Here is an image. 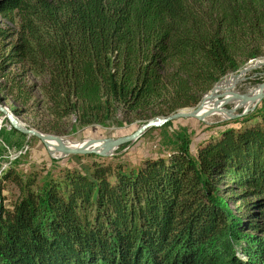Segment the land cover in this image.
Masks as SVG:
<instances>
[{"label":"trees","instance_id":"obj_1","mask_svg":"<svg viewBox=\"0 0 264 264\" xmlns=\"http://www.w3.org/2000/svg\"><path fill=\"white\" fill-rule=\"evenodd\" d=\"M0 15L16 26H0V93L45 135L194 108L264 55V0H0ZM233 124L137 169L7 171L0 264H264V108Z\"/></svg>","mask_w":264,"mask_h":264},{"label":"rangeland","instance_id":"obj_2","mask_svg":"<svg viewBox=\"0 0 264 264\" xmlns=\"http://www.w3.org/2000/svg\"><path fill=\"white\" fill-rule=\"evenodd\" d=\"M0 26L3 28H16L8 18L2 15H0ZM258 61L257 63L249 61L243 64L240 71L228 75L206 96L211 95L219 85L232 78H236V76H239V82L231 92L245 95L257 91L259 86L264 84V55L259 58ZM2 83L3 80L0 79V84ZM200 104L194 108H185L174 114H170L167 99L166 101L157 103L153 108H150L142 114H135L127 118L121 127L111 124L80 128L76 126L73 120L71 123L67 124L62 134L51 135L62 139L65 144L67 143L68 145L83 144L90 140L103 141L107 139H119L132 135L140 127L149 122L165 120L177 113H191L196 110ZM237 104L238 103L229 105L226 108L232 109ZM0 106L6 108L11 113H13V108H20L23 112H26L27 109L30 111H35L36 109L33 107L31 110V105L22 107L21 104L15 102L9 95L2 93H0ZM262 108H264V100L245 116L257 113V110ZM243 111H245V108L237 111L236 115L242 114ZM0 116L3 115L0 114ZM16 117L24 127L39 132L37 129L33 128L37 121L33 115L25 113V115ZM235 120L236 119H231L226 116L225 113L215 114L206 118L204 121L196 119L172 121L161 127L149 129L138 141L120 147L108 158L95 155H72L62 158L59 154H51L49 149L37 138L25 136L19 132H13V128H11L8 121L5 123L6 126L3 128L0 139L1 142L8 145L13 152H19L24 147L26 149V152L14 164L12 170L24 177L37 175L38 180L43 182L48 176L56 178L65 170L87 172L94 163L112 166L122 165L124 169H137L147 160L171 156L183 145L188 146L190 153L196 156L197 148L200 144L216 138L219 136L220 132L227 128H236L238 125L233 124ZM2 146L0 147V154H3ZM232 187H234L232 183L225 182L221 185L220 189L225 194H232L233 190H230ZM4 196L7 198L5 204H8L18 196V190L13 186H9L4 192ZM230 208L236 210V206L234 205H231Z\"/></svg>","mask_w":264,"mask_h":264},{"label":"water","instance_id":"obj_3","mask_svg":"<svg viewBox=\"0 0 264 264\" xmlns=\"http://www.w3.org/2000/svg\"><path fill=\"white\" fill-rule=\"evenodd\" d=\"M238 79L239 76H236ZM215 101V107L209 111H204V106L207 101ZM264 100V84L259 86V89L250 94L240 95L233 92H224L223 94L213 96L212 94L206 96L200 106L191 113H177L165 120H159L155 122H149L146 125L140 127L132 135L122 137L119 139H107L103 141L90 140L87 145L82 148L75 149L65 144V142L52 135H44L40 132L28 129L20 124L17 117L9 112L6 108L0 106V114L3 115L9 122L11 128L16 130L25 136L35 137L40 140L50 151L54 143L57 145L54 148V153L59 154L62 158L76 155H95L102 158H108L112 156L113 152L118 150L120 147L138 141L149 129L161 127L172 121L180 119H196L204 121L206 118L215 114H224L231 119H237L244 117L247 113L254 110L259 103ZM238 103L234 108L227 109L226 107L232 104ZM252 107V108H251ZM242 114L236 115L237 111L244 109ZM230 120V119H229ZM52 154V153H51Z\"/></svg>","mask_w":264,"mask_h":264},{"label":"built area","instance_id":"obj_4","mask_svg":"<svg viewBox=\"0 0 264 264\" xmlns=\"http://www.w3.org/2000/svg\"><path fill=\"white\" fill-rule=\"evenodd\" d=\"M257 60H252L250 62H259ZM6 118L4 116H0V135L3 131V128H5ZM3 145V146H2ZM2 146V152L3 154H0V176H2L7 171L11 170L14 164L18 161V159L26 152L25 147L22 148L19 152H13L11 148L3 144L0 139V147Z\"/></svg>","mask_w":264,"mask_h":264},{"label":"bare ground","instance_id":"obj_5","mask_svg":"<svg viewBox=\"0 0 264 264\" xmlns=\"http://www.w3.org/2000/svg\"><path fill=\"white\" fill-rule=\"evenodd\" d=\"M239 82V79L237 78H232L228 81H226L225 83L219 85L215 90L214 92L212 93L213 96H216V95H220L224 92H231L234 87L236 86V84ZM214 108L215 107V101H207L205 103V106H204V111H209L212 109V107ZM225 114V113H224ZM88 142H85L83 144H78V145H74V144H70L69 146L72 147V148H75V149H79V148H82L84 147L85 145H87ZM67 144V143H66ZM68 145V144H67ZM57 145L54 143L53 147L50 149L52 150L51 153L53 154L54 152V148L56 147Z\"/></svg>","mask_w":264,"mask_h":264}]
</instances>
